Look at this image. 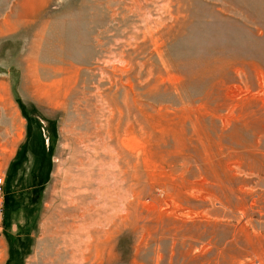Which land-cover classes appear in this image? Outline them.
<instances>
[{
	"label": "rangeland",
	"instance_id": "rangeland-1",
	"mask_svg": "<svg viewBox=\"0 0 264 264\" xmlns=\"http://www.w3.org/2000/svg\"><path fill=\"white\" fill-rule=\"evenodd\" d=\"M0 84V264H264V0H0Z\"/></svg>",
	"mask_w": 264,
	"mask_h": 264
},
{
	"label": "bare ground",
	"instance_id": "bare-ground-1",
	"mask_svg": "<svg viewBox=\"0 0 264 264\" xmlns=\"http://www.w3.org/2000/svg\"><path fill=\"white\" fill-rule=\"evenodd\" d=\"M111 160H112V158H111ZM2 183H3V179L0 177V184L2 185ZM1 185H0V193H1ZM83 219H82L83 220L82 223L85 224L86 222H84V221H87L88 218L84 217ZM88 221H89V223L91 222L90 219ZM89 223L87 224V227L79 226V225L77 226V224H76V225H74L75 228L72 229V231L74 230L75 233H73L74 234V236H73L74 240L72 238V240H73V241H71L72 244H69V250H71L70 253L73 251L76 254H78V256H77V258H72L74 263L71 262L70 264H78L77 259L78 258L81 259L82 255L85 254L86 252H87L86 253V256H87L86 260L88 261L90 258L89 253H90V249L92 248V244L95 243V241L97 240V237H99V236H96V233L94 232L93 229H91V226L89 225ZM97 223H98V221H94V224H97ZM96 232H98V231H96ZM92 237H95V238L92 239ZM91 239H92V241H91ZM65 251H67V250H65ZM64 253L66 254V252H64Z\"/></svg>",
	"mask_w": 264,
	"mask_h": 264
},
{
	"label": "crops",
	"instance_id": "crops-1",
	"mask_svg": "<svg viewBox=\"0 0 264 264\" xmlns=\"http://www.w3.org/2000/svg\"><path fill=\"white\" fill-rule=\"evenodd\" d=\"M5 87L6 86H4V85H2V84H0V91H1V93L3 94L4 93V90H5ZM18 107V106H17ZM0 110H2L3 112H5V113H7V108H5V104H2V103H0ZM21 115L22 114H20L19 113V117H18V109L15 107V108H12V114H8V119L10 120V123H9V127L10 128H13L14 126H16V131L14 132H11L12 134H13V136L15 135V137L13 138V140L14 139H16V143H15V145H14V147L12 148V152L10 151H8V153L6 152V154H8V155H10L9 156V158L11 159V157H16L17 156V154H18V152L17 151H19V147H20V145H21V135H22V133H21V131H22V129H23V125H24V122H23V117H21ZM23 116V115H22ZM6 117V118H7ZM19 130V131H18ZM12 134H10V137L8 138L9 140L10 139H12ZM18 139V140H17ZM6 141H8V140H6ZM7 145H11L10 143L9 144H7ZM13 146V145H12ZM8 155H6L5 157H4V159L2 158V159H0V160H6V158H8L7 156ZM12 163V162H11ZM4 177V176H3ZM2 177V178H3Z\"/></svg>",
	"mask_w": 264,
	"mask_h": 264
},
{
	"label": "built area",
	"instance_id": "built-area-1",
	"mask_svg": "<svg viewBox=\"0 0 264 264\" xmlns=\"http://www.w3.org/2000/svg\"><path fill=\"white\" fill-rule=\"evenodd\" d=\"M1 185V184H0Z\"/></svg>",
	"mask_w": 264,
	"mask_h": 264
}]
</instances>
